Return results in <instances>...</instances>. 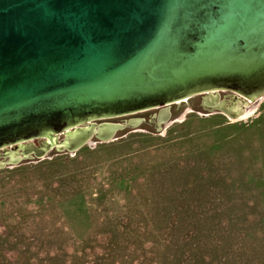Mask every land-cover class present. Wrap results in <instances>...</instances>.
Returning <instances> with one entry per match:
<instances>
[{"label": "rangeland", "instance_id": "1", "mask_svg": "<svg viewBox=\"0 0 264 264\" xmlns=\"http://www.w3.org/2000/svg\"><path fill=\"white\" fill-rule=\"evenodd\" d=\"M205 97L1 169L0 264H264V97L236 119Z\"/></svg>", "mask_w": 264, "mask_h": 264}, {"label": "water", "instance_id": "2", "mask_svg": "<svg viewBox=\"0 0 264 264\" xmlns=\"http://www.w3.org/2000/svg\"><path fill=\"white\" fill-rule=\"evenodd\" d=\"M208 94L234 119L264 97V0H0V170Z\"/></svg>", "mask_w": 264, "mask_h": 264}, {"label": "flooded vegetation", "instance_id": "3", "mask_svg": "<svg viewBox=\"0 0 264 264\" xmlns=\"http://www.w3.org/2000/svg\"><path fill=\"white\" fill-rule=\"evenodd\" d=\"M222 92H219V93H213L212 94V96H217L218 94H219V96L220 97H222V94H221ZM210 94H208V95H206V97H208ZM235 95H233V97H234ZM205 97V98H206ZM232 97V98H233ZM205 98H204V101H205ZM231 99V98H230ZM204 107H205V103H204V105H203ZM208 107V106H207ZM161 110L162 109H159V113H158V115L157 116H154V119L156 120V121H158L159 123H165V122H161L159 119H160V117H162L164 114H161ZM169 110H170V108H169ZM171 112V111H170ZM172 115V114H171ZM104 122V121H103ZM98 123H101V122H98Z\"/></svg>", "mask_w": 264, "mask_h": 264}, {"label": "bare ground", "instance_id": "4", "mask_svg": "<svg viewBox=\"0 0 264 264\" xmlns=\"http://www.w3.org/2000/svg\"><path fill=\"white\" fill-rule=\"evenodd\" d=\"M188 111H190V109H188ZM253 112H254V109H251V110H249L247 113H245L244 115H243V118H248L249 116H251V114H253Z\"/></svg>", "mask_w": 264, "mask_h": 264}]
</instances>
